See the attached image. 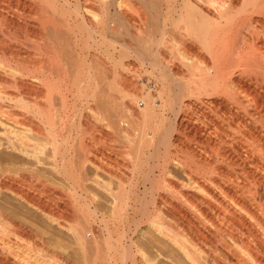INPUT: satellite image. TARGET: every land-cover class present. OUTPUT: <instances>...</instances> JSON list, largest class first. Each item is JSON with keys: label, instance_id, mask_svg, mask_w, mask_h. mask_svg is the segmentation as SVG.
<instances>
[{"label": "bare ground", "instance_id": "obj_1", "mask_svg": "<svg viewBox=\"0 0 264 264\" xmlns=\"http://www.w3.org/2000/svg\"><path fill=\"white\" fill-rule=\"evenodd\" d=\"M0 264H264V0H0Z\"/></svg>", "mask_w": 264, "mask_h": 264}, {"label": "rangeland", "instance_id": "obj_2", "mask_svg": "<svg viewBox=\"0 0 264 264\" xmlns=\"http://www.w3.org/2000/svg\"><path fill=\"white\" fill-rule=\"evenodd\" d=\"M68 2L70 3L71 6H73L74 3L76 2V0H68ZM166 40H167L166 42L170 43L169 38H167ZM168 40H169V41H168Z\"/></svg>", "mask_w": 264, "mask_h": 264}]
</instances>
